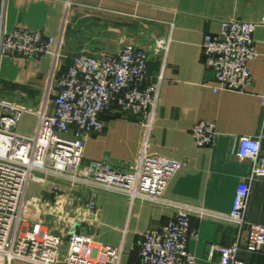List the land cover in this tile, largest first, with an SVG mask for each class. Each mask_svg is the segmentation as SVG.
Listing matches in <instances>:
<instances>
[{
  "label": "crops",
  "instance_id": "obj_1",
  "mask_svg": "<svg viewBox=\"0 0 264 264\" xmlns=\"http://www.w3.org/2000/svg\"><path fill=\"white\" fill-rule=\"evenodd\" d=\"M262 16L264 0H6L7 32L22 27L48 36L62 35L56 61L49 54L37 59L1 58L0 99L34 110L46 104L50 110L57 78L73 55L117 52L125 43H133L149 53L147 72L155 86L147 123H137L129 113L105 114L104 129L85 142L84 160L133 166L142 152H149L181 161L184 164L171 177L165 197L229 212L249 165L235 156V140L241 135H264L260 97L264 92V24L253 32L257 55L248 63L253 82L246 92L212 91L214 74L204 63L201 43L205 33H219L223 20H259ZM160 40L162 50L152 45ZM35 120L34 115L23 114L18 131L32 134ZM201 120L215 124L214 138L206 146L197 145L191 133L193 124ZM261 151L264 153V138ZM53 184L58 193L52 197ZM45 187L49 188H40L30 197L27 191V202L32 204L37 198L36 206L43 204L48 211L47 206L54 208L53 204L63 202L56 201L58 196L73 197L81 208L74 215V229L96 245L121 246L119 264L137 262L140 234L175 214L172 207L130 202L123 195L106 191L85 195L82 190H68V185L52 180ZM46 193L52 199H46ZM91 198L93 208L87 206ZM246 220L264 225V177L252 184ZM190 226L196 231V238L188 241L194 264H216L217 256L207 257L209 244H230L237 233L234 224L207 217L192 216ZM244 262L264 264V249L246 254ZM10 264L35 263L15 259Z\"/></svg>",
  "mask_w": 264,
  "mask_h": 264
},
{
  "label": "built area",
  "instance_id": "obj_2",
  "mask_svg": "<svg viewBox=\"0 0 264 264\" xmlns=\"http://www.w3.org/2000/svg\"><path fill=\"white\" fill-rule=\"evenodd\" d=\"M5 6L6 0H1L0 60L4 56L37 59L49 54L56 61L62 34L48 36L22 27L7 32ZM263 24L264 16L259 20L231 18L221 21L218 34H204L201 49L206 67L214 74L213 92H246L252 85L248 63L257 55L253 32ZM148 60L147 50L133 44H124L117 52L80 53L70 58L57 78L50 110L46 104L34 110L0 99V264L15 259L35 264H119L121 246L96 245L74 229L75 223L65 233L39 228L35 218L37 198L31 204L26 195L30 182L44 184L46 179L80 186L85 195L101 190L123 195L130 202L139 200L175 209L169 220L140 234L138 261L130 264H194L195 257L188 249V241L196 238L190 226L192 216L236 226L230 244H209L207 257L217 256L216 264H245L246 254L264 249V225L246 220L252 184L264 177L262 133L241 135L235 140V156L249 165L245 180L234 192L229 212L165 197L171 177L184 164L181 161L149 152H142L133 166L84 160L85 142L104 129L105 114L129 113L137 123H147L155 90L147 72ZM260 97L264 105V92ZM23 114L35 116L30 135L18 131ZM191 133L197 145H209L216 133L215 124L198 121ZM50 189L58 193L55 184ZM87 206L95 207L92 198Z\"/></svg>",
  "mask_w": 264,
  "mask_h": 264
},
{
  "label": "rangeland",
  "instance_id": "obj_3",
  "mask_svg": "<svg viewBox=\"0 0 264 264\" xmlns=\"http://www.w3.org/2000/svg\"><path fill=\"white\" fill-rule=\"evenodd\" d=\"M69 5L70 4L67 5L68 6L67 7L68 10L66 12V17H67L68 11L70 9ZM125 44H133V43H125ZM133 45H135V44H133ZM152 45L154 46V48L161 49L162 50V41L161 40L159 42L158 41L155 42ZM135 46H137V45H135ZM32 118L33 117H31V119H30V124L31 125L34 122V120ZM48 181H51V180L46 179L45 182H44V184H40V183L38 184L35 181L30 182V184L28 186L29 188L27 190L29 197L30 196H33L35 192H37L38 190H40V188H45V189L49 188V187H45V186H47V182ZM70 187L71 186H68V190H74V191L77 190L78 193L81 192L80 190L84 191L83 190L84 188H81L80 186H77V187H73L72 186L71 188ZM63 192H64L63 190L60 191V193H63ZM48 194L49 193H46V196H45L46 199H52V198L49 197L50 195H48ZM54 195L55 194L53 193L52 194V197ZM60 199H62L63 202H60L61 201ZM58 200H60V201L58 202ZM56 201L58 203L53 204L54 208H51V207L47 206L48 211L46 210L45 212L46 213L49 212L48 213L49 215L46 214L43 217V220L40 222L39 228H42L44 230H53V231H56V232L65 233V231L67 230V228L68 227H72L73 224H74V219H75L74 215L76 214V210H81V208H79L78 204H76L74 202L73 197H71L70 195L63 196V198L61 196H58L57 199H56ZM72 206L75 208V212L70 213V210H71ZM75 222H77V221L75 220Z\"/></svg>",
  "mask_w": 264,
  "mask_h": 264
},
{
  "label": "bare ground",
  "instance_id": "obj_4",
  "mask_svg": "<svg viewBox=\"0 0 264 264\" xmlns=\"http://www.w3.org/2000/svg\"><path fill=\"white\" fill-rule=\"evenodd\" d=\"M45 207L43 204H40L39 207L35 211V218L41 222L43 220V217L48 214L45 212ZM49 215V214H48ZM46 218V217H45ZM75 221V220H74Z\"/></svg>",
  "mask_w": 264,
  "mask_h": 264
}]
</instances>
